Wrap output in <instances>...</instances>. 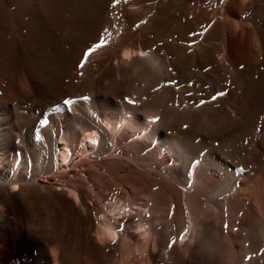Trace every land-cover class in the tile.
<instances>
[{"label":"bare ground","instance_id":"6f19581e","mask_svg":"<svg viewBox=\"0 0 264 264\" xmlns=\"http://www.w3.org/2000/svg\"><path fill=\"white\" fill-rule=\"evenodd\" d=\"M0 89V264H264V0H0Z\"/></svg>","mask_w":264,"mask_h":264},{"label":"snow or ice","instance_id":"6c2138e0","mask_svg":"<svg viewBox=\"0 0 264 264\" xmlns=\"http://www.w3.org/2000/svg\"><path fill=\"white\" fill-rule=\"evenodd\" d=\"M118 2H119V0H117V3H118ZM103 46H105L104 43L101 44V43L99 42L98 44H96V45L93 47V49H91L88 53H86V55H90L91 52H93V51H95L96 49H98V48H100V47H103ZM125 56L128 57V56H129V53L126 52V53H125ZM81 66H83V65H81ZM224 95H226L225 92L218 93L216 96H213V97H212V100L215 101L216 99H218L219 97H222V96H224ZM69 103H71V101H69ZM66 106H67V105H66ZM152 122L155 123V122H157V120H153ZM93 142H94V141H93Z\"/></svg>","mask_w":264,"mask_h":264},{"label":"clouds","instance_id":"9594fccd","mask_svg":"<svg viewBox=\"0 0 264 264\" xmlns=\"http://www.w3.org/2000/svg\"><path fill=\"white\" fill-rule=\"evenodd\" d=\"M145 56H148L151 59V62L154 67H157L160 65V61L156 59L155 57H152L150 53H145Z\"/></svg>","mask_w":264,"mask_h":264}]
</instances>
